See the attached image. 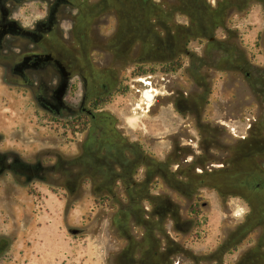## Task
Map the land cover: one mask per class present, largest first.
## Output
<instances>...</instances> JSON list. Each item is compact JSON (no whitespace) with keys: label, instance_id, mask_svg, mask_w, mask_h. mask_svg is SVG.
<instances>
[{"label":"rangeland","instance_id":"1","mask_svg":"<svg viewBox=\"0 0 264 264\" xmlns=\"http://www.w3.org/2000/svg\"><path fill=\"white\" fill-rule=\"evenodd\" d=\"M235 1L240 7L212 19L208 36L196 35L187 25L190 15L175 11L174 24L182 28L169 34L155 26L143 30L151 36L147 41H156L154 51L141 52L142 39L125 31L128 50L92 51L94 62L111 63L112 78L103 92L110 94L107 100L91 109L78 79L68 94V79L50 86L56 87L57 97L43 102L25 87L6 83L0 68V154H7L10 170L0 171V264H119L120 256L138 251V245L126 247L128 240L117 229L119 209L130 204L122 182L109 181L106 187L104 179L86 173L97 158L108 160L115 149L95 139L97 130L88 131L90 123L77 116L82 106L109 118L126 148L125 158L134 150L146 159L136 165L134 180L143 182L150 173L147 192L164 195L177 206L175 222L184 229L174 230L167 221L164 231L200 258V264H246L249 255L264 258V201L223 194L214 180L200 184V178L192 180L197 192L181 196L164 178L174 139L201 155L209 135L224 146H239V138L246 136L237 161L252 175L250 190L264 184V0ZM206 3L219 9L216 0ZM38 8V3L23 6L17 16L28 25ZM116 26V18L110 17L99 27L101 37L113 36ZM168 60L178 61L175 71H163ZM147 88L156 95L149 105L142 96ZM176 90L186 98L196 95V111L176 108L171 99ZM213 145L210 154L227 155ZM150 162L161 171L152 175ZM114 168L120 171L118 164ZM234 181L242 182L239 175ZM142 205L151 208L146 198ZM253 211H259L255 218ZM129 225L141 240L143 227L132 219ZM159 251V263L170 264L169 250ZM184 264H193L190 256Z\"/></svg>","mask_w":264,"mask_h":264},{"label":"flooded vegetation","instance_id":"2","mask_svg":"<svg viewBox=\"0 0 264 264\" xmlns=\"http://www.w3.org/2000/svg\"><path fill=\"white\" fill-rule=\"evenodd\" d=\"M32 3L40 4L39 13L25 25L22 17L17 16L16 10ZM216 4L219 6L217 11L211 10L206 0H0V68L4 70L3 78L6 83L25 87L36 100L43 102L53 101L57 97L56 87L50 86H56L68 79V94L73 88V81L78 79L82 85V99L88 102L91 109L97 102L109 97L110 94L103 95V92L112 78L111 63L106 66L104 63L94 62L91 58L92 51L128 50L126 47H129L130 41L124 39L123 31L124 35L130 34L131 37L142 39L143 43L139 46L141 52L154 51L155 49L151 48L155 47L156 41H147L145 38L149 40L151 36L143 30L146 28L147 32H150L155 26L169 34L168 31L172 28H182L174 24L172 13L175 11L190 15L187 25H190L196 35L208 36L212 19L224 14L227 8L229 10L240 7V3L235 0H216ZM112 16L117 21L116 31L113 36L103 38L99 27L106 26ZM165 37L169 40V35ZM209 40L211 43L215 42L213 37ZM170 45L171 42L168 47ZM172 62L174 61H165L168 64ZM148 93L149 91L147 96ZM176 93L171 99L178 110L184 113L196 111L198 101L195 94L186 98L179 90H176ZM49 105L54 108L52 104ZM88 107L82 106L78 115L90 123L87 125L89 132L97 130L95 139L101 144H108L115 152L112 155L108 152L111 155L108 160L97 158V167L94 163L95 166H91L86 173L104 179L103 184L106 187L110 185L109 181L119 180L130 202L129 206L124 208L119 201L123 209H119V224L116 225L119 234L128 240L126 247L138 245V251L120 256L119 264H133L137 258L138 264H160L159 249L169 250L167 260L170 264H184L188 256L193 264H200V258L191 255L186 247L168 231V234L164 231L167 221L172 222L174 230L182 228L176 224L179 219L177 206L164 195L147 192L150 173L146 174L143 182L134 180L136 165L146 162V159L134 150H129L130 158H125L126 148L108 121L109 118L95 114L97 110H94L95 113L89 111ZM246 140L247 137L243 136L239 138V146H224L219 144L214 135H209L204 141L203 154L198 155L191 147H183L174 139L166 160L167 172L164 173L169 188L181 196H187L188 192L198 190L192 183L193 179L200 178V184H209L211 181L207 180L212 179V183L218 186L217 190L223 191V194L240 193L253 202L256 199L264 201V184H257L255 190H250L247 186L252 175L245 174V170L240 167L241 163L237 161ZM214 143L217 144L215 147L226 150L227 155L221 157L210 154ZM189 154H192L190 159L187 156ZM6 155L0 154V171H10ZM116 164L119 165L120 171L114 168ZM172 164H176L175 170H171ZM184 165H189V168ZM148 169L154 175L161 171V166L150 162ZM237 175L242 180L241 183H235ZM143 198L149 201L150 209L143 207ZM258 214L259 211H253L251 216L255 218ZM131 219L137 227H143L139 241L130 232ZM253 259H258L255 262L260 263L264 261L261 256L249 255L244 263L254 264Z\"/></svg>","mask_w":264,"mask_h":264},{"label":"trees","instance_id":"3","mask_svg":"<svg viewBox=\"0 0 264 264\" xmlns=\"http://www.w3.org/2000/svg\"><path fill=\"white\" fill-rule=\"evenodd\" d=\"M177 63H178V61H174L171 64H167L166 66L163 67V71L164 72L175 71L176 70L175 67L179 66ZM106 100H107V98L100 100L99 102H97L96 106H98L99 104H103ZM92 112H94V111H92ZM83 115H85V114H83ZM77 116H79V115H77ZM85 116H88V115H85Z\"/></svg>","mask_w":264,"mask_h":264},{"label":"bare ground","instance_id":"4","mask_svg":"<svg viewBox=\"0 0 264 264\" xmlns=\"http://www.w3.org/2000/svg\"><path fill=\"white\" fill-rule=\"evenodd\" d=\"M148 94H149V95L147 96V99H146V100H147L149 103L147 102V103H146L147 105L150 104V101L152 100L151 98H152L153 96L156 97V95H155V93L153 92V90H150Z\"/></svg>","mask_w":264,"mask_h":264},{"label":"water","instance_id":"5","mask_svg":"<svg viewBox=\"0 0 264 264\" xmlns=\"http://www.w3.org/2000/svg\"><path fill=\"white\" fill-rule=\"evenodd\" d=\"M144 97L147 98V95L144 94ZM154 98H155V96H153L151 99L153 100ZM89 111H91V110H89ZM78 114H79V113H78ZM78 114H77V115H78ZM76 233H77L76 230H74V231H73V234H76Z\"/></svg>","mask_w":264,"mask_h":264},{"label":"built area","instance_id":"6","mask_svg":"<svg viewBox=\"0 0 264 264\" xmlns=\"http://www.w3.org/2000/svg\"><path fill=\"white\" fill-rule=\"evenodd\" d=\"M149 91V89L147 88V89H145L143 92H142V96L144 97V94H146L147 92ZM147 95V94H146ZM145 98V97H144ZM145 99H147V98H145Z\"/></svg>","mask_w":264,"mask_h":264}]
</instances>
